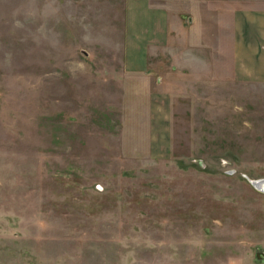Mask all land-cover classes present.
<instances>
[{"label": "rangeland", "instance_id": "374dc122", "mask_svg": "<svg viewBox=\"0 0 264 264\" xmlns=\"http://www.w3.org/2000/svg\"><path fill=\"white\" fill-rule=\"evenodd\" d=\"M133 1L0 0V264H264V83L130 70Z\"/></svg>", "mask_w": 264, "mask_h": 264}, {"label": "crops", "instance_id": "0c3cea01", "mask_svg": "<svg viewBox=\"0 0 264 264\" xmlns=\"http://www.w3.org/2000/svg\"><path fill=\"white\" fill-rule=\"evenodd\" d=\"M150 1V2H149ZM152 0H134L129 9V29L134 31V41L127 46L126 54L129 58L128 68L138 73H147L148 66L158 55H167L166 61L157 62L169 65L170 55L172 72L188 71L192 74L205 75L221 73L224 67L229 77L238 82L264 83V11L238 10L231 8L225 15L231 17L230 27L223 24L221 11L215 12L213 26V40L207 42L205 28L202 33L192 34L193 24H185L183 12H175L172 4ZM166 2V1H165ZM189 11L196 14L200 9L198 0ZM193 7V8H192ZM202 11L205 7H201ZM227 13V14H226ZM189 15H191L189 13ZM197 31V30H196ZM179 34L183 39V48L176 51L174 35ZM194 35V36H193ZM209 54V55H208ZM174 75L173 73H171ZM211 76V75H210ZM159 76H157L158 78ZM153 78V77H152ZM163 81V77H159Z\"/></svg>", "mask_w": 264, "mask_h": 264}, {"label": "water", "instance_id": "95a60500", "mask_svg": "<svg viewBox=\"0 0 264 264\" xmlns=\"http://www.w3.org/2000/svg\"><path fill=\"white\" fill-rule=\"evenodd\" d=\"M250 183L252 184V186L255 189L264 192V181H260V180H258V181L250 180Z\"/></svg>", "mask_w": 264, "mask_h": 264}, {"label": "bare ground", "instance_id": "6f19581e", "mask_svg": "<svg viewBox=\"0 0 264 264\" xmlns=\"http://www.w3.org/2000/svg\"><path fill=\"white\" fill-rule=\"evenodd\" d=\"M254 181H258V180H254ZM260 181H264V179H260Z\"/></svg>", "mask_w": 264, "mask_h": 264}]
</instances>
